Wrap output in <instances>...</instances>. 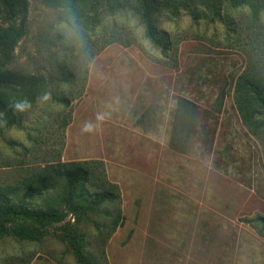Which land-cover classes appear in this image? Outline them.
Returning <instances> with one entry per match:
<instances>
[{
  "label": "rangeland",
  "instance_id": "374dc122",
  "mask_svg": "<svg viewBox=\"0 0 264 264\" xmlns=\"http://www.w3.org/2000/svg\"><path fill=\"white\" fill-rule=\"evenodd\" d=\"M44 1L27 0L16 41L22 18L0 9V73L44 80L24 112L20 87L0 88L16 117L0 110V188L89 163V193L118 198L6 224L0 264H264L245 222L264 216V129L234 104L238 76L264 82V0Z\"/></svg>",
  "mask_w": 264,
  "mask_h": 264
},
{
  "label": "trees",
  "instance_id": "16d2710c",
  "mask_svg": "<svg viewBox=\"0 0 264 264\" xmlns=\"http://www.w3.org/2000/svg\"><path fill=\"white\" fill-rule=\"evenodd\" d=\"M44 2L51 7L58 4V0ZM27 8V0H0V9L8 18H15L17 15L22 18L21 29L12 36L14 41L24 35L22 27L26 21ZM140 15L147 23L146 38L158 44L149 23V13L142 11ZM43 82L42 77L35 75L15 76L0 73V88L18 85L21 100H27L31 105L37 96L36 88L41 87ZM7 102L0 100V110L9 117L4 123L5 126L11 127L16 124V117L10 104L5 105L8 104ZM234 104L242 124L249 133L255 135L264 129V82L250 78L247 73L238 76L234 87ZM3 122L4 118L0 115V124ZM87 164L89 163L60 164L50 169L53 174L50 181L42 179L30 186L7 185L5 188H0V234L6 231V224L16 227L24 222L39 226L59 223L66 216L65 210L72 211L74 215L83 214L88 210L94 211L100 202L117 199L118 195L113 193H89L86 182L90 173L89 169L84 167ZM60 181L62 185L58 186ZM35 195H39L40 198L33 199ZM97 198L100 199L96 200ZM245 222L257 225L264 230V216H256ZM78 259L83 264H91L82 254Z\"/></svg>",
  "mask_w": 264,
  "mask_h": 264
},
{
  "label": "clouds",
  "instance_id": "9594fccd",
  "mask_svg": "<svg viewBox=\"0 0 264 264\" xmlns=\"http://www.w3.org/2000/svg\"><path fill=\"white\" fill-rule=\"evenodd\" d=\"M72 33L69 32V37L71 38ZM49 97L47 95L44 96V100H48ZM31 107L30 102H28L27 100H23V101H18L14 104V108L16 111L18 112H24L27 109H29ZM84 132H91L93 131V127L91 124H85L83 129Z\"/></svg>",
  "mask_w": 264,
  "mask_h": 264
}]
</instances>
